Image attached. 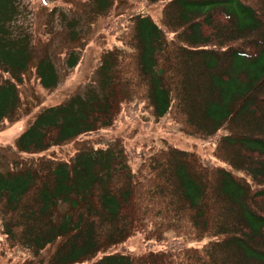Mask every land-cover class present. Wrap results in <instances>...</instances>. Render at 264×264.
Returning <instances> with one entry per match:
<instances>
[{
    "label": "trees",
    "instance_id": "16d2710c",
    "mask_svg": "<svg viewBox=\"0 0 264 264\" xmlns=\"http://www.w3.org/2000/svg\"><path fill=\"white\" fill-rule=\"evenodd\" d=\"M93 1L98 13L113 11L114 0ZM136 1L162 6L161 24L140 12L114 21L121 46L104 57L98 88L40 111L16 151L46 152L110 129L127 112L169 118L214 146L230 169L169 144L0 171V256L10 264L36 259L64 239L50 264H80L134 235L151 244L174 232L206 241L200 249L160 243V251L95 264H264V0ZM22 16L20 0H0V124L20 110L33 59ZM79 59L71 53L68 67ZM36 74L43 88L58 86L50 57L38 60ZM126 89L134 93L128 107Z\"/></svg>",
    "mask_w": 264,
    "mask_h": 264
},
{
    "label": "rangeland",
    "instance_id": "374dc122",
    "mask_svg": "<svg viewBox=\"0 0 264 264\" xmlns=\"http://www.w3.org/2000/svg\"><path fill=\"white\" fill-rule=\"evenodd\" d=\"M23 16L19 24L29 32L33 59L19 87L20 110L13 120L0 124V171L7 173L14 168L40 170L49 165L71 163L83 151L111 148L123 151V156L132 150L148 147L163 148L177 146L195 154L199 159L211 160L215 166L230 169L216 157L214 146L205 139L188 135L173 124L169 118H155L148 114L136 117L123 112L116 125L97 133L83 135L59 147L39 154L18 153L15 148L17 138L34 121L36 115L45 108L65 103L75 95H84L90 88H98L99 68L106 54L120 47L119 36L112 35L111 26L122 14L146 13L161 24L162 6H145L136 0H114L113 11L106 14L97 12L93 0H20ZM71 22V26L69 23ZM76 31L75 36L71 32ZM71 53L79 55V63L71 69L67 59ZM48 56L54 62L59 74L58 86L49 91L43 88L36 74L38 60ZM127 104L133 103L134 93L124 91ZM126 158V156H125ZM141 161L131 159L129 165L136 169ZM20 166V167H17ZM235 175L240 172L233 171ZM65 207L61 211L64 212ZM174 232L147 243L143 234H137L127 241L105 249L80 264H95L110 254L140 255L148 250L160 251V243L185 241L188 247L200 249L204 241L184 240ZM64 239H58L36 259H21L12 264H50L55 251ZM0 264H10L0 256Z\"/></svg>",
    "mask_w": 264,
    "mask_h": 264
}]
</instances>
